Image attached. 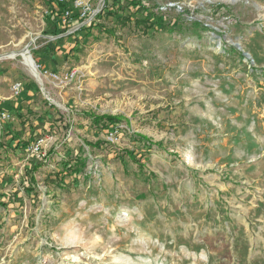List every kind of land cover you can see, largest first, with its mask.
Segmentation results:
<instances>
[{
  "label": "rangeland",
  "instance_id": "obj_1",
  "mask_svg": "<svg viewBox=\"0 0 264 264\" xmlns=\"http://www.w3.org/2000/svg\"><path fill=\"white\" fill-rule=\"evenodd\" d=\"M74 5L0 0V264H264V0Z\"/></svg>",
  "mask_w": 264,
  "mask_h": 264
},
{
  "label": "trees",
  "instance_id": "obj_2",
  "mask_svg": "<svg viewBox=\"0 0 264 264\" xmlns=\"http://www.w3.org/2000/svg\"><path fill=\"white\" fill-rule=\"evenodd\" d=\"M74 2L75 0H47L48 10L46 12V15H44V17L47 27L53 28L54 31L52 30V32L56 33V31L59 30L60 25L62 24L66 25L71 21V19L80 16L77 13V8L75 7ZM131 4L135 6L139 5V3L135 1H132ZM66 12H68V16L67 18H64V14ZM63 19H65V21ZM142 19H144L143 24L150 28L151 27L158 28V26L161 24V18L156 16L149 17L147 14L146 16H143ZM106 31L110 35H113L112 34L113 32H111L110 30H106ZM239 54L241 55V53ZM91 120L94 126L108 128V126L110 125L113 128H115L122 121V118L117 115L103 114V115H94L92 116ZM136 137L138 138V140L147 142L149 145H152L151 141L145 136L136 134ZM26 145L27 144H22L20 148H23ZM155 145L157 147H160L158 143H156ZM80 164H83V162H80Z\"/></svg>",
  "mask_w": 264,
  "mask_h": 264
},
{
  "label": "bare ground",
  "instance_id": "obj_3",
  "mask_svg": "<svg viewBox=\"0 0 264 264\" xmlns=\"http://www.w3.org/2000/svg\"><path fill=\"white\" fill-rule=\"evenodd\" d=\"M21 54L23 55V63L27 67L30 74L34 76L37 80H41L40 72L32 57L30 55H26L24 52Z\"/></svg>",
  "mask_w": 264,
  "mask_h": 264
},
{
  "label": "built area",
  "instance_id": "obj_4",
  "mask_svg": "<svg viewBox=\"0 0 264 264\" xmlns=\"http://www.w3.org/2000/svg\"><path fill=\"white\" fill-rule=\"evenodd\" d=\"M67 16H68V12H66V13L64 14V18H67ZM63 20L65 21V19H63ZM31 150L34 151V152L37 151V150H38V146H32V147H31Z\"/></svg>",
  "mask_w": 264,
  "mask_h": 264
},
{
  "label": "water",
  "instance_id": "obj_5",
  "mask_svg": "<svg viewBox=\"0 0 264 264\" xmlns=\"http://www.w3.org/2000/svg\"><path fill=\"white\" fill-rule=\"evenodd\" d=\"M37 66V65H36Z\"/></svg>",
  "mask_w": 264,
  "mask_h": 264
}]
</instances>
